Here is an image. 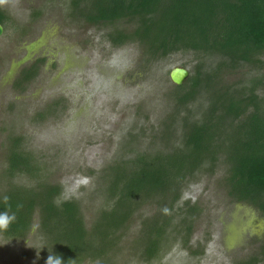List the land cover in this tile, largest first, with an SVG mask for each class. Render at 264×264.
<instances>
[{"label":"trees","instance_id":"trees-1","mask_svg":"<svg viewBox=\"0 0 264 264\" xmlns=\"http://www.w3.org/2000/svg\"><path fill=\"white\" fill-rule=\"evenodd\" d=\"M63 1L68 18L106 29L113 47L136 44L143 66L194 55V75L173 84V107L160 123L163 130L166 120L179 118L174 146L107 166L90 195L88 220L82 201L61 200V185L47 181L22 140L9 139L4 176L34 184L8 183L0 191V213L15 217L0 235L24 239L37 218L44 251L61 264H117L124 249L137 261L159 262L176 243L195 257L205 248L191 245L201 210L181 197L199 173L220 167L230 202L251 206L264 220V0ZM40 15L33 11L32 19ZM8 21L0 9V26ZM43 62L23 68L14 87L22 91ZM64 103L53 100L38 120L62 113ZM234 264H264V240Z\"/></svg>","mask_w":264,"mask_h":264},{"label":"rangeland","instance_id":"rangeland-1","mask_svg":"<svg viewBox=\"0 0 264 264\" xmlns=\"http://www.w3.org/2000/svg\"><path fill=\"white\" fill-rule=\"evenodd\" d=\"M0 9L9 20L0 35V191L8 183L34 184L26 176H4L8 141L19 138L47 181L61 185L60 199L81 200L88 220L95 202L90 195L107 166L136 151L174 146L179 118L166 120L171 124L163 130L160 126L173 107L169 74L185 68L189 78L196 58L177 53L143 66L136 44L113 47L106 29L68 18L63 0H0ZM36 10L40 18L32 19ZM39 57L44 62L32 84L13 91L15 74ZM58 98L65 100V110L39 121L36 115ZM208 172L199 173L181 197L201 210L191 245L205 246L203 254L190 256L176 243L159 262L145 263L124 249L117 264H234L258 250L264 240L258 212L230 202L222 167ZM43 245L35 218L24 239L0 235V264H48Z\"/></svg>","mask_w":264,"mask_h":264},{"label":"water","instance_id":"water-1","mask_svg":"<svg viewBox=\"0 0 264 264\" xmlns=\"http://www.w3.org/2000/svg\"><path fill=\"white\" fill-rule=\"evenodd\" d=\"M2 27L0 26V35ZM189 72L185 68L175 67L170 71L169 78L174 85H182L188 78Z\"/></svg>","mask_w":264,"mask_h":264},{"label":"clouds","instance_id":"clouds-1","mask_svg":"<svg viewBox=\"0 0 264 264\" xmlns=\"http://www.w3.org/2000/svg\"><path fill=\"white\" fill-rule=\"evenodd\" d=\"M14 219V216H9L7 213H0V229H7ZM48 264H61V261L58 258L50 257Z\"/></svg>","mask_w":264,"mask_h":264},{"label":"flooded vegetation","instance_id":"flooded-vegetation-1","mask_svg":"<svg viewBox=\"0 0 264 264\" xmlns=\"http://www.w3.org/2000/svg\"><path fill=\"white\" fill-rule=\"evenodd\" d=\"M39 59H43V58H41V57L36 58V59H34V61H33L31 64H33L34 62H36V61L39 60ZM31 64H29L28 66H30ZM40 65H41V64H40ZM28 66H25V67H28ZM25 67H22V68L18 71V73L15 74L14 78L11 80V89H12L13 91H15V90H19V89H16V88L14 87V85H15L14 83H15L17 77L19 76L21 70H22L23 68H25ZM36 77H37V76H36ZM36 77H35V78H36ZM35 78H34L33 80L25 81V83H23V85H22V89H23V87H26V89H25V91H26L27 88L32 84V81L35 80ZM19 91H21V90H19ZM241 204H245V203H241ZM251 208H252V207H251ZM258 214H259V213H258ZM259 216H260V215H259ZM260 219H261L262 222H263V228H264V220H263V218H262L261 216H260Z\"/></svg>","mask_w":264,"mask_h":264}]
</instances>
